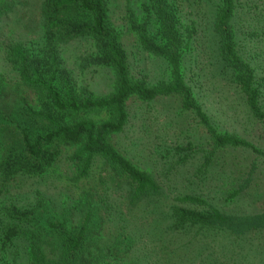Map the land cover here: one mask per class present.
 Segmentation results:
<instances>
[{
	"label": "trees",
	"instance_id": "obj_1",
	"mask_svg": "<svg viewBox=\"0 0 264 264\" xmlns=\"http://www.w3.org/2000/svg\"><path fill=\"white\" fill-rule=\"evenodd\" d=\"M199 1L202 5L206 3ZM238 2L222 0L215 11L217 57L222 75L229 78V83L222 85L235 88L249 116L264 125V89L257 81L255 67L237 51L234 22ZM11 9L10 4L0 1V16ZM39 18L41 37L35 46L14 41L6 48L7 60L17 75L19 87L31 93L34 100L23 94L18 104L12 106V112L0 108V264H6L2 260L20 239L28 243L25 245L29 251L28 264H91L84 255L90 248V234L102 218L101 206L89 198L93 190L84 192L88 194L85 199L91 208L83 213L77 225L69 222L67 216L52 218L38 205L25 209L2 203L18 177L45 174L66 152H70L69 159L79 180L88 179L95 172L96 164L103 162L108 173L100 175V181L111 183L117 190H126L133 206L144 201L151 203L150 197L161 193L162 187L153 174L117 147L115 138L128 128L135 102L151 105L175 99L178 103L177 108L161 114L162 122L140 130V136L154 147L188 137L191 131L188 123L173 124L175 118L185 115L205 136L201 141L206 142L207 150L195 146L193 140L189 143L190 149L198 147L194 151H203L206 158L209 156L206 166L219 150L251 149L264 157V152L247 139L220 132L196 97L194 87L186 79L185 65L192 38H186L182 31L176 0H145L140 20L137 12L128 6L129 32L139 48L162 61L168 72V78L154 83L148 80L147 74L135 75L137 70L125 46L124 33L112 18L110 0H41ZM83 41L91 42L92 46L81 56V71L102 69L113 73V88L107 95H98L80 83L65 64L63 51ZM4 79L0 72V95L5 89ZM34 101L36 106L32 104ZM133 110L141 122L139 108ZM170 133L174 139L167 136ZM240 191L235 190L232 197ZM181 200L196 208H171L172 228L176 231L193 227L217 229L231 224L227 214L201 198L185 196ZM200 206L205 208L198 210Z\"/></svg>",
	"mask_w": 264,
	"mask_h": 264
},
{
	"label": "rangeland",
	"instance_id": "obj_2",
	"mask_svg": "<svg viewBox=\"0 0 264 264\" xmlns=\"http://www.w3.org/2000/svg\"><path fill=\"white\" fill-rule=\"evenodd\" d=\"M0 1L12 7L10 12L0 16V72L6 78L0 108L12 112L20 95L28 96L31 101L34 96L19 87L17 75L7 60L6 48L14 41L28 46L38 43L41 0ZM144 1L110 0V6L117 28L124 33L125 46L137 70L135 75L144 77L147 74L148 80L154 83L168 78V72L162 61L139 48L126 22L128 6L137 12L140 20ZM205 1L202 5L199 0H176L182 31L186 38H192L185 59L186 79L220 132L237 134L264 152V125L249 116L235 88L222 85L229 83V78L222 75L216 52L218 41L213 30L215 11L222 0ZM238 5L234 22L237 51L255 67L257 81L264 89V0H239ZM91 46V42L83 41L67 47L63 51L65 64L80 83L98 95H107L113 88L112 72L102 69L82 72L80 69L81 56ZM32 104L36 106V101ZM135 107L139 108L141 122L136 119ZM177 107L175 99L151 105L135 102L128 128L115 138L117 147L150 171L160 183L161 193L150 197L151 203L144 201L133 206L126 190H117L108 182L103 184L100 175L108 172L101 161L88 179L79 180L69 159L70 152H66L45 174L18 177L10 193L3 196V205L17 204L25 209L38 205L52 218L67 216L69 222L77 225L83 213L91 208L85 199L88 194L84 192L93 190L89 198L101 206L103 219L99 218L98 228L90 234V248L84 255L91 264H264V157L251 149L219 150L206 166L209 156L206 158L203 151H194L198 147L208 149L206 142L201 141L205 136L185 115L173 120V124L188 123L191 127L188 137L181 141L154 147L140 136V130L162 122L161 114L165 110ZM143 121L151 122L145 125ZM167 136L174 139L173 133ZM189 140L198 147L190 149ZM184 156L187 157L182 161ZM238 189L242 190L240 194L232 197ZM185 196L201 198L219 208L228 215L231 224L217 229L193 227L176 231L172 228L171 208H196L182 202ZM204 208L200 206L198 210ZM26 244V239L18 240L2 262L28 264Z\"/></svg>",
	"mask_w": 264,
	"mask_h": 264
}]
</instances>
